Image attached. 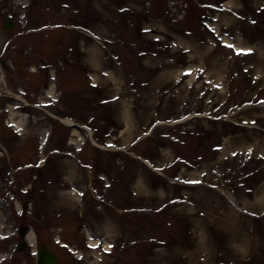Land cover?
Segmentation results:
<instances>
[{"label":"rangeland","instance_id":"374dc122","mask_svg":"<svg viewBox=\"0 0 264 264\" xmlns=\"http://www.w3.org/2000/svg\"><path fill=\"white\" fill-rule=\"evenodd\" d=\"M217 1L0 0V264L23 225L61 264H264V0Z\"/></svg>","mask_w":264,"mask_h":264},{"label":"water","instance_id":"95a60500","mask_svg":"<svg viewBox=\"0 0 264 264\" xmlns=\"http://www.w3.org/2000/svg\"><path fill=\"white\" fill-rule=\"evenodd\" d=\"M24 232L21 234L23 237ZM37 264H57L54 256L42 247L38 248Z\"/></svg>","mask_w":264,"mask_h":264},{"label":"bare ground","instance_id":"6f19581e","mask_svg":"<svg viewBox=\"0 0 264 264\" xmlns=\"http://www.w3.org/2000/svg\"><path fill=\"white\" fill-rule=\"evenodd\" d=\"M230 5H231V2H230V1L227 2V3H226V8H229ZM229 9H230V8H229ZM226 10H227V9H226ZM28 241H29L31 244L33 243V238H32L31 235L28 236Z\"/></svg>","mask_w":264,"mask_h":264}]
</instances>
